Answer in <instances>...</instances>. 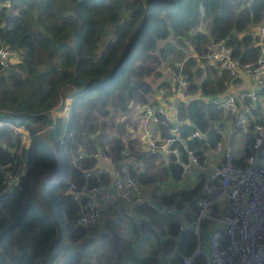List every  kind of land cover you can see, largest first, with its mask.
<instances>
[{"label": "trees", "instance_id": "trees-1", "mask_svg": "<svg viewBox=\"0 0 264 264\" xmlns=\"http://www.w3.org/2000/svg\"><path fill=\"white\" fill-rule=\"evenodd\" d=\"M262 27L264 0H3L0 48L17 54L6 67L0 62V164H11L17 179L0 197V264H98L106 254L109 264H168L192 255L198 240L191 224L203 182L171 193L149 191L168 209L143 205L127 238L114 224L90 237L76 223L84 212L77 194L42 180L38 190L35 181L55 171L57 154L80 187L98 149L119 161L125 147L133 156L132 175L144 186L178 180L174 158L165 165L143 149L141 137H129L131 103L159 105L152 97L161 90L174 94L182 67L188 93L198 95L180 106L182 136L199 155L217 147L223 135L216 126L227 116L214 98L228 90L231 76L207 55L224 40L242 65H255ZM261 95L264 101V88ZM263 101L251 105L248 155L255 126H264ZM196 130L207 138H189ZM3 175L0 170V186ZM208 227V221L201 225L207 240ZM153 237V249L142 255L136 243Z\"/></svg>", "mask_w": 264, "mask_h": 264}, {"label": "built area", "instance_id": "built-area-1", "mask_svg": "<svg viewBox=\"0 0 264 264\" xmlns=\"http://www.w3.org/2000/svg\"><path fill=\"white\" fill-rule=\"evenodd\" d=\"M3 0H0V9ZM260 55L255 65H242L233 57L232 48L223 40L214 45L207 55L208 63L226 71L231 76L228 90L214 101L225 113L223 123L216 130L223 138L240 136L242 145L238 151L231 145L223 144L208 149L199 155L182 136L183 120L179 116L180 106L188 104L195 96L188 92L189 82L181 74L175 75L176 90L164 105L139 106L143 139L146 150L153 155L174 157L181 166L182 178L190 175L205 177L204 197L200 201L199 212L191 224L198 245L192 255L181 256V261L168 264H198L197 257L202 256V264H264V126L254 128L253 153L248 155L246 146L251 133V105L262 100L264 88V27L259 30ZM17 52L12 48H0V62L8 66ZM248 76V88L236 85L235 80L241 72ZM176 74V70H172ZM198 98V97H197ZM264 104V101H263ZM166 126L164 128V126ZM153 126L156 128L153 129ZM159 128L166 130L163 135ZM205 140L207 135L199 130L193 131L189 138ZM183 149V150H182ZM211 155H221L222 160L212 164ZM92 167L85 170V181L78 187L72 178L65 174L60 164L54 175L46 177L48 183H64L84 208L77 218V225L90 231L106 229L114 224L122 228V234L130 236V221L138 220L140 208L165 211L163 204L151 197L148 188L132 175L134 160L128 147L121 151V159L116 161L102 149L94 154ZM58 160V155L56 154ZM4 172L0 186V197L11 191L16 182L11 164H0ZM97 179L96 183L92 180ZM45 180V179H44ZM45 182V181H44ZM218 207L222 216L215 218ZM220 220L222 226H214L208 237L207 248L203 246L201 225ZM186 229L185 225L180 226ZM228 241H222V235ZM62 264V263H58Z\"/></svg>", "mask_w": 264, "mask_h": 264}, {"label": "crops", "instance_id": "crops-1", "mask_svg": "<svg viewBox=\"0 0 264 264\" xmlns=\"http://www.w3.org/2000/svg\"><path fill=\"white\" fill-rule=\"evenodd\" d=\"M260 29H258V32H259ZM236 82V85L238 86H242V87H245V88H248L250 87L251 85L249 84V80H248V76L247 74L243 71L240 73L239 77L235 80ZM163 93V92H161ZM174 94L172 95H169V96H166L165 98L163 97L162 98V95H160V97L158 98L159 100V105H164L168 102V99L167 98H171ZM195 97H198L197 94L194 95ZM139 116H140V120H141V114L139 112ZM156 127L153 126V129H155ZM142 135H141V143H142V147L144 150H146V147H145V144H144V139H143V129H142ZM223 141V144H227V145H231L232 148L235 150V153L238 151L239 149V145H242V137L240 136H234V137H227L222 139ZM221 141V142H222ZM220 142V143H221ZM147 151V150H146ZM148 152V151H147ZM159 159V161H162V163H164L165 165H168L170 162H171V159L170 157L168 156H158L156 155ZM171 158H174V157H171ZM222 160V157L221 155H211L210 157V161L212 162V164H215V163H218ZM177 162V161H176ZM207 175L205 174H202L200 177L196 178V177H193L192 175H190L189 177L187 178H182L181 174H180V178L178 180H174L173 178H169L167 181L165 182H168L167 184H165V182L161 183V185L167 187V188H162L161 186H158L156 188H153L152 187V190H155V191H158V192H167V193H171L173 192L174 190L175 191H179L181 189H185V188H190V187H193V186H197L199 183L205 181V177ZM179 185H183V187H180ZM173 187V188H171ZM177 188V189H175ZM168 189H171L170 191H168ZM148 191H150L148 189ZM202 192H203V187H202ZM152 196V195H151ZM203 197H204V194H203ZM202 197V198H203ZM156 200V199H155ZM202 200V199H201ZM215 215L216 216H219L221 217L222 214H221V211L218 207H216V210H215ZM137 221V220H135ZM223 223L218 220V221H212L211 223H209V227H208V230H211V233L213 231V227L216 226H222ZM130 230H132L131 226H129ZM132 235V236H131ZM133 232L131 234L130 232V236H128L127 238H132L133 237ZM209 237V235H208ZM134 239V238H133ZM157 239H155L154 237L150 239V241L148 242H145L143 244H138L139 241L136 243L137 245V248H138V251L142 254V255H145V254H148L154 247L155 243H156ZM60 262L59 259H56L55 260V264H58ZM61 263V262H60Z\"/></svg>", "mask_w": 264, "mask_h": 264}, {"label": "rangeland", "instance_id": "rangeland-1", "mask_svg": "<svg viewBox=\"0 0 264 264\" xmlns=\"http://www.w3.org/2000/svg\"><path fill=\"white\" fill-rule=\"evenodd\" d=\"M13 60V59H12ZM165 77H167V79H169V78H171L172 79V73H171V70L170 71H168V70H166L165 71ZM166 90V89H165ZM163 93H161V94H163L162 95V98L164 97H166V96H169V95H167V93H164V90H161ZM160 91L157 93V94H155V96H153L152 98L153 99H157V98H159L160 97ZM69 103H70V101H67L66 103H65V106L67 107V109H65V111H64V114H66V116L69 114V107H68V105H69ZM140 106H142V105H140ZM131 107H132V111H131V113L129 114V117H131V121H132V123H131V125H130V134H129V137H141V135H142V123H141V120H140V116H139V108L137 107V105H134L133 103H131ZM61 113V112H60ZM24 141H25V143L27 144L28 143V139H27V136H26V134H24ZM45 180H47L46 178H45ZM40 181L41 180H36L35 181V186H36V188L39 190L40 189V187H41V183H40ZM168 182H165V184H167ZM154 186H155V188L156 187H158V186H161L162 188H167V187H165V186H163V185H161V184H154ZM180 187H183V185H179ZM150 191H153L152 190V187H147ZM171 188H173V187H171ZM175 189H177V188H175ZM171 189H168V191H170ZM173 192H175V190L173 191ZM150 195H152V194H150ZM1 215H4V212H3V210L0 208V216ZM57 213H52V215H51V217H53V219L55 220V219H57ZM215 218H219V217H215ZM218 220V219H217ZM100 234V231L98 230V229H96V230H93V231H90V237H92V236H98ZM203 239H204V243H203V246L205 247V248H207V244H208V240H207V235H203ZM69 241V239H68V236L67 235H64V237H63V242H68ZM95 244H96V242H95ZM97 245V244H96ZM101 252V251H100ZM102 253V252H101ZM110 254H106L105 255V258H104V260H102L101 262H99L98 260V264H109V262H110ZM96 259V258H95ZM63 261V260H62Z\"/></svg>", "mask_w": 264, "mask_h": 264}, {"label": "water", "instance_id": "water-1", "mask_svg": "<svg viewBox=\"0 0 264 264\" xmlns=\"http://www.w3.org/2000/svg\"><path fill=\"white\" fill-rule=\"evenodd\" d=\"M62 162H61V160H60V158H59V156H58V164H57V166H56V169H55V171L54 172H52V173H50V174H47V175H44L43 177H39L38 179L39 180H42V181H45V182H49L48 180H44L46 177H49V176H52V175H54V173L56 172V170H57V168H58V166L61 164ZM62 165V164H61ZM62 170H63V168H62ZM64 172V171H63Z\"/></svg>", "mask_w": 264, "mask_h": 264}]
</instances>
